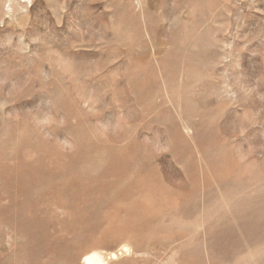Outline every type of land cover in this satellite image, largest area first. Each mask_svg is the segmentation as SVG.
I'll return each mask as SVG.
<instances>
[{
    "label": "rangeland",
    "instance_id": "1",
    "mask_svg": "<svg viewBox=\"0 0 264 264\" xmlns=\"http://www.w3.org/2000/svg\"><path fill=\"white\" fill-rule=\"evenodd\" d=\"M91 251L264 264V0H0V264Z\"/></svg>",
    "mask_w": 264,
    "mask_h": 264
},
{
    "label": "bare ground",
    "instance_id": "2",
    "mask_svg": "<svg viewBox=\"0 0 264 264\" xmlns=\"http://www.w3.org/2000/svg\"><path fill=\"white\" fill-rule=\"evenodd\" d=\"M122 251L128 253L129 248L124 247ZM116 258H118L117 254L112 253L110 259H116ZM83 264H108V260L101 253L91 251L84 257Z\"/></svg>",
    "mask_w": 264,
    "mask_h": 264
}]
</instances>
